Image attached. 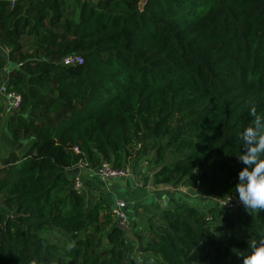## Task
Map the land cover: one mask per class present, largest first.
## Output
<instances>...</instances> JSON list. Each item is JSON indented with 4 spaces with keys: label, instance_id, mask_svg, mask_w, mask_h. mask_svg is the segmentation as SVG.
Listing matches in <instances>:
<instances>
[{
    "label": "trees",
    "instance_id": "1",
    "mask_svg": "<svg viewBox=\"0 0 264 264\" xmlns=\"http://www.w3.org/2000/svg\"><path fill=\"white\" fill-rule=\"evenodd\" d=\"M141 1L0 0V46L20 64L8 87L22 97L0 129L26 147L0 172V264H131L127 233L71 187L73 147L92 168L134 175L147 158L153 186L237 197L240 134L251 108L264 117V0ZM24 36L33 54H20ZM72 56L82 64L63 66ZM134 236L147 264H242L264 211L177 206Z\"/></svg>",
    "mask_w": 264,
    "mask_h": 264
},
{
    "label": "crops",
    "instance_id": "2",
    "mask_svg": "<svg viewBox=\"0 0 264 264\" xmlns=\"http://www.w3.org/2000/svg\"><path fill=\"white\" fill-rule=\"evenodd\" d=\"M6 137V136H5ZM2 137L3 147L0 148V161L3 162L9 156V158H13V156L20 155L25 151L24 144H18L12 142L9 138ZM1 143V141H0ZM18 144V145H17ZM18 150L19 152H15ZM3 167V164L2 166ZM127 170V169H126ZM130 172V170H127ZM132 177L122 178L120 180H111L106 183H96L97 179L93 175L84 176L85 181V191L84 198L87 203H91L92 206L98 203H102L106 210L112 206L114 200L106 195L112 193L116 197V193H113L111 190L113 189L114 184L117 187L125 189L131 188L132 196L130 195V199H136L139 197H144L147 195H154L156 198V203L151 207L146 206H138L136 209V221L138 227H142L139 229H143V221L146 216H157L164 209H173L177 206H189L195 207L202 213H206L207 210L213 207V201L211 198L206 196H201L197 190V188H192L187 184V181L182 182L179 186H153L151 184V180L148 177L145 180H140L138 177V173H133ZM130 180V181H129ZM129 196V194H128ZM1 211L6 213V211L1 207ZM146 209V210H145Z\"/></svg>",
    "mask_w": 264,
    "mask_h": 264
},
{
    "label": "built area",
    "instance_id": "3",
    "mask_svg": "<svg viewBox=\"0 0 264 264\" xmlns=\"http://www.w3.org/2000/svg\"><path fill=\"white\" fill-rule=\"evenodd\" d=\"M8 1L10 2V8L12 9L17 0ZM4 52L5 50L2 46H0V53ZM82 61L83 60L80 56L67 57L62 60L63 66L65 67L81 65ZM16 67H20V64H17ZM11 70L12 69L9 68V63L6 56V63L2 72L3 79L0 84V98L3 101L4 107L2 117L4 118L15 115L20 112L22 103L21 95L17 92L10 90L8 87V78ZM72 152L76 156H79V159L72 167L67 170V173L71 174V187L78 194L84 195V176L88 174L98 177L101 183H103L104 185L110 182L111 180H120L122 178L132 177L131 173H129L126 169H115L107 162H101L97 167L92 168L87 160L86 155L81 152L78 147H73ZM196 184L198 185V182ZM212 201L214 203V206L217 207L219 210H245L244 207L238 202V197H215L212 199ZM223 204L225 205L222 206ZM127 207L128 204L125 200L115 199L112 206L109 208V213L113 219L114 225L125 233H127L132 227V224L128 221V217L125 212Z\"/></svg>",
    "mask_w": 264,
    "mask_h": 264
},
{
    "label": "clouds",
    "instance_id": "4",
    "mask_svg": "<svg viewBox=\"0 0 264 264\" xmlns=\"http://www.w3.org/2000/svg\"><path fill=\"white\" fill-rule=\"evenodd\" d=\"M250 116L253 117L251 126L239 137L243 147L237 159L243 167L234 187L245 211L258 213L264 211V117L258 116L255 108L250 109ZM191 172L198 173V168ZM248 247L249 252L239 254L242 264H264V238L251 241Z\"/></svg>",
    "mask_w": 264,
    "mask_h": 264
},
{
    "label": "rangeland",
    "instance_id": "5",
    "mask_svg": "<svg viewBox=\"0 0 264 264\" xmlns=\"http://www.w3.org/2000/svg\"><path fill=\"white\" fill-rule=\"evenodd\" d=\"M141 2H143V0ZM20 44H21V47H22L21 53H20L21 55H30V54L34 53V39H33V37L24 36L21 39ZM3 49L5 50V52L1 53V54L4 57L8 56L9 49H7L5 47H3ZM16 59H17V57H14L13 62H15ZM13 62L10 60L9 68H14L15 67L16 64H14ZM3 111H4L3 101L0 98V126H1V124H3V120L4 119L10 117V116L6 117V118L2 117ZM2 137H5V135L2 132V129H0V141H1L0 146L4 149L3 142L1 140ZM15 152H19V151L15 150ZM148 161H149V159L146 158L142 162H139L137 167H136V170H135L134 173H138V177H139L140 180H145V178L148 179V177H149V172L150 171H149V168H147V166H146ZM2 164H3V162L0 161V166H2ZM241 168L242 167L240 165V162H237V167L234 170V172L236 173L237 176H238V172H239V170ZM1 169H2V167H0V172H1ZM126 169L130 170L129 168H126ZM96 179H97L96 183L97 184L100 183L99 178L96 177ZM111 191L113 193H116V197L112 193H110V195L109 194H106V195L110 196L114 201H115V199H119V200H125L127 202L128 207H127L125 212H126V215L128 217V221L132 225H134L133 227H131V229L126 234L127 240L129 242H133L132 257L130 259V262H131V264H147L148 263L147 260L145 258H143V256H140V255H138L136 253V243H135L136 242L135 241L136 237L134 235H138L140 233V231L142 230V229H139V228H142V227H138L137 226V222L136 223H134V222L136 221V218H137L136 209L138 208V206L140 205V206L151 207L152 205H154L156 203V198H155L154 195H147V196L139 197V198H136V199H132V198L130 199V195L131 196L133 195V194H130L131 193L130 192L131 188L123 190L122 188L117 187L116 184H114L113 189ZM128 194H129V196H128ZM211 199H213V198H211ZM87 205L88 206H92L91 203H87ZM144 221H143V224H142L143 226H144ZM215 236H216V238H219V239H221L223 237L222 233H218V232L215 233ZM53 238H54V236H53Z\"/></svg>",
    "mask_w": 264,
    "mask_h": 264
}]
</instances>
